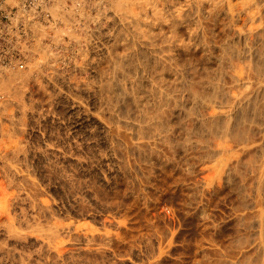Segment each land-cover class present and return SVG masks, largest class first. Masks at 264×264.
<instances>
[{
  "label": "rangeland",
  "instance_id": "374dc122",
  "mask_svg": "<svg viewBox=\"0 0 264 264\" xmlns=\"http://www.w3.org/2000/svg\"><path fill=\"white\" fill-rule=\"evenodd\" d=\"M108 9L3 75L0 264H264V0Z\"/></svg>",
  "mask_w": 264,
  "mask_h": 264
},
{
  "label": "built area",
  "instance_id": "2783aa9c",
  "mask_svg": "<svg viewBox=\"0 0 264 264\" xmlns=\"http://www.w3.org/2000/svg\"><path fill=\"white\" fill-rule=\"evenodd\" d=\"M108 8V0H0V75L25 68L51 40L103 37ZM53 50L69 53L75 47L58 44Z\"/></svg>",
  "mask_w": 264,
  "mask_h": 264
},
{
  "label": "bare ground",
  "instance_id": "6f19581e",
  "mask_svg": "<svg viewBox=\"0 0 264 264\" xmlns=\"http://www.w3.org/2000/svg\"><path fill=\"white\" fill-rule=\"evenodd\" d=\"M144 1V0H143ZM108 2L110 3V5H112L114 8H115V10L116 11H118L119 12V14L120 15H122V18H123V20H124V22L127 24V23H134V22H136V23H138L139 22V19H137V16H136V12H135V5H136V0H108ZM143 5H144V3H143ZM139 8V7H138ZM137 8V9H138ZM113 9V8H112ZM111 9V10H112ZM144 9V8H143ZM110 10V9H109ZM114 10V9H113ZM113 10H112V12H113ZM111 12V13H112ZM115 12V11H114ZM141 12H142V10H141ZM144 14V13H143ZM110 21V20H109ZM140 23V22H139ZM108 35V34H107ZM105 36V35H104ZM61 39V38H60ZM263 45V44H262ZM261 48H263V50H261L262 51V53H264V46L263 47H261ZM259 50V49H258ZM256 54H257V52H256ZM259 54H261V52H259ZM258 55V54H257ZM262 56V55H261ZM260 56V57H261ZM262 58V57H261ZM264 58V57H263ZM133 59V58H132ZM122 60V59H121ZM124 61V60H123ZM123 61H122V63H123ZM117 62V61H116ZM118 62H119V64L121 63V61H119L118 60ZM130 62V61H129ZM263 62V64H264V61H262ZM261 62V63H262ZM146 65H147V62H146ZM258 65V64H257ZM256 65V66H257ZM260 69V68H259ZM261 70V69H260ZM263 71V69L259 72V70H258V72L259 73H262V75H263V73L264 72H262ZM7 72V71H6ZM6 74V73H5ZM6 76V75H5ZM5 76H3L2 74L0 75V86L2 87L3 85H5V79H4V77ZM264 76V75H263ZM124 77V76H123ZM115 82H114V84H111V83H109V85H114V90H115V88H116V92H114L113 94L114 95H116V96H118L119 98H121V97H125L126 96V94L128 93L127 92V89L124 87V84H123V82H120L119 81V79L117 78V76L115 75ZM136 82V81H135ZM113 83V82H112ZM140 83V82H139ZM137 84H138V82H137ZM108 85V87L106 86V88H108L107 90L108 91H110V93L112 92V91H114L113 90V88H112V91L110 90L111 88H109L110 86ZM218 91V90H217ZM220 91V90H219ZM107 92V91H106ZM139 92V91H138ZM109 93V92H108ZM116 93V94H115ZM136 93V92H135ZM218 93H221V92H218ZM223 93V94H222ZM221 94V96H220V101L221 102H223V103H225V104H227V106H226V108H225V110H223V111H221V112H219V113H215L214 115H213V121H210L211 123H209V124H211V125H215V123H213L214 121H216L217 123L216 124H218L219 122V120L217 121V120H215L216 118H215V116H220L221 118L222 117H225V123L223 124L222 123V125L224 126V128H223V126H222V130L224 131V133H225V131H228V132H230L229 130L231 129L230 127V129L228 128V126L230 125H228V122H227V117L228 116H231L232 114H234V112L236 113L235 114V116H237V117H240L239 119H241L242 117L243 118H245L244 117V115L246 116V114H245V111L246 112H248L247 110L248 109H245V104H247L248 103V93L247 92H243V93H241V94H235V93H233V92H222ZM129 94V93H128ZM140 94V93H139ZM154 94V93H153ZM215 94L218 96V94L216 93V90H215ZM2 95V94H1ZM112 95V94H111ZM113 95V96H114ZM136 95H137V93H136ZM195 95V94H194ZM215 95V97H217ZM220 95V94H219ZM131 96H132V94H131ZM198 96V95H197ZM115 97V96H114ZM199 97V96H198ZM2 98H3V96H2ZM194 98L196 99L197 97H196V95L194 96ZM200 98V97H199ZM251 98V97H250ZM123 99V98H122ZM198 99V98H197ZM196 99V103H197V100ZM211 99H213V98H211ZM215 99H217V98H215ZM254 99V98H253ZM135 100V99H134ZM200 100V99H199ZM217 100H219V96H218V99ZM254 101V100H253ZM1 102H3V100L1 101ZM135 102H136V100H135ZM199 102V101H198ZM251 108V107H250ZM251 109H253V108H251ZM256 109V108H255ZM215 118V119H214ZM218 119V118H217ZM237 120V119H236ZM235 120V121H236ZM241 120H243V119H241ZM234 121V122H235ZM237 121H240V120H237ZM204 122V121H203ZM202 122V123H203ZM213 123V124H212ZM208 124V122L206 123V124H204V125H206V127L207 126H209V125H207ZM211 125H210V128H211ZM235 125V124H234ZM202 126V125H201ZM216 126V125H215ZM218 126V125H217ZM232 127H235V126H233L232 125ZM214 128V127H213ZM240 128V127H239ZM208 129V128H207ZM212 129V128H211ZM229 129V130H228ZM242 129V128H241ZM232 130V129H231ZM237 130V129H236ZM233 131V130H232ZM239 132H240V129L238 130ZM237 131V132H238ZM228 132H226V133H228ZM233 132H235V131H233ZM237 132H236V134H237ZM243 132V131H242ZM241 132V133H242ZM232 134V133H231ZM236 134H234V136H236ZM244 134V133H243ZM239 135H242V134H240V133H238V136L237 137H239ZM240 137H242V136H240Z\"/></svg>",
  "mask_w": 264,
  "mask_h": 264
}]
</instances>
